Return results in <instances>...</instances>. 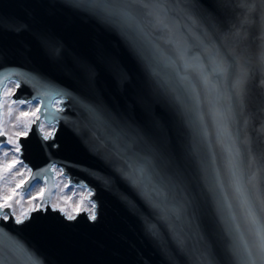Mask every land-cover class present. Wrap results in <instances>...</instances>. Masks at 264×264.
I'll list each match as a JSON object with an SVG mask.
<instances>
[{
    "label": "water",
    "instance_id": "water-1",
    "mask_svg": "<svg viewBox=\"0 0 264 264\" xmlns=\"http://www.w3.org/2000/svg\"><path fill=\"white\" fill-rule=\"evenodd\" d=\"M215 2L222 5L214 13L220 31H235L242 9L234 5L240 0ZM248 2L255 3L256 10L251 23L240 29L243 38L230 39L227 50L221 49L229 65L227 74L211 94L197 89L202 115V127L197 129L195 123L182 121L169 103L164 81L170 80L171 69L161 66L154 77L115 28L73 7L72 0H0V70L35 74L67 93L56 135L58 147L45 148L32 125L27 137H20V157L33 173L52 163L63 166L74 184L82 182L94 190L97 205L94 221L87 213L70 221L49 205L32 211L22 225L11 218L0 221V228L35 252L38 264H187L165 225L124 179L118 165L78 133L89 124L88 106L101 107L118 129L146 134L147 143L137 145L141 154L151 156L157 150L162 174L178 182L182 196L191 201L193 225L183 236L195 243L194 233L199 231L216 264H232L222 241L217 202L208 193L201 167L219 173L224 193L235 206L226 149L235 142L245 173L246 150L264 158V21L260 0ZM33 95V84L22 81L14 97ZM225 126L231 138L223 132ZM99 131L107 135L103 128ZM198 132L202 144L194 157L190 145ZM54 183L49 179L48 187ZM258 189L264 197V180ZM149 224L160 233L159 240L148 230Z\"/></svg>",
    "mask_w": 264,
    "mask_h": 264
},
{
    "label": "snow or ice",
    "instance_id": "snow-or-ice-1",
    "mask_svg": "<svg viewBox=\"0 0 264 264\" xmlns=\"http://www.w3.org/2000/svg\"><path fill=\"white\" fill-rule=\"evenodd\" d=\"M72 6L115 28L154 77L159 76L161 66L171 69L170 80L164 81L169 103L182 121L190 125L195 123L197 129L202 127L197 89L202 88L208 94L218 89L229 67L221 49L227 50L226 42L230 39L243 38L240 29L251 23V13L256 10L255 3L240 0L234 5L242 9L239 25H233L235 31L230 29L223 33L214 14L222 5L215 0H203V3L194 0H72ZM260 11L264 21V0H260ZM22 81L31 82L36 95L31 99H10ZM65 95L63 90L35 74L18 69L0 70V137H4L0 140V160L3 161L0 163V221L7 222L11 218L15 224L22 225L31 219L32 211L44 205L61 212L70 221L81 213L96 220L93 189L82 182L74 184L71 179L64 182V167L57 168L56 163L33 173L20 159V137H27L32 125H36L41 139L46 142L45 148L58 147L56 135L63 119L60 113L64 111ZM20 106L25 108L21 110ZM88 111L89 124L80 127L78 133L89 138L95 151L104 153L118 165L124 179L165 225L179 255L187 264H216L202 233H194L195 243L183 236L193 225L194 217L190 218L189 213L191 201L182 196L178 182L162 174L157 150L153 149L151 156L141 154L137 145L147 143L146 134L141 130L118 129L113 126L110 115L99 106H88ZM13 112L19 115L12 127L19 126L23 130L10 135L6 125L11 123ZM101 128L107 135L100 134ZM223 132L231 138L226 126ZM201 144L198 132L190 145L194 157L200 152ZM234 145L233 141V146L226 150L235 206L224 193L219 173L203 165L201 172L207 181L208 193L216 199L222 241L232 264H264V197L258 194V184L264 180V158L246 150L248 171L245 173L240 167V149ZM41 179L44 186L34 194L33 189ZM49 179L56 180L51 188L48 187ZM69 187L71 192H66ZM178 195L181 196L179 203ZM53 196L65 205L74 199L75 203L67 210L54 203ZM37 200L39 202H35ZM24 203L30 205L27 210L23 209ZM234 208L239 210V216ZM148 230L159 240L160 233L154 225L149 224ZM0 264H38V257L22 240L0 228Z\"/></svg>",
    "mask_w": 264,
    "mask_h": 264
},
{
    "label": "rangeland",
    "instance_id": "rangeland-1",
    "mask_svg": "<svg viewBox=\"0 0 264 264\" xmlns=\"http://www.w3.org/2000/svg\"><path fill=\"white\" fill-rule=\"evenodd\" d=\"M11 87V86H10ZM10 99H12V100H17V99H14V96H12ZM34 106H35V102H34ZM7 107H8V105L6 104L5 105V108H4V112H5V116H6V118H7ZM13 107H15V105H13ZM20 108H21V110H23L24 108H25V106H20ZM17 115H19V113L18 112H13L12 113V117H11V123H9V124H7L6 125V130L9 132V134L11 135V134H13V133H15V132H17V131H22L23 129H22V127H15V128H13L12 127V124H14V123H16V121H15V117L17 116ZM20 159H21V157H20ZM22 160V159H21ZM23 161V160H22ZM0 163H3V161L2 160H0ZM24 163V162H23ZM25 164V163H24ZM17 167H19V166H17ZM28 167L30 168V166L28 165ZM14 171H15V169H14ZM25 175H27V173H25ZM23 177H17L16 179H22ZM57 179H62V178H57ZM67 177L64 179V182H67ZM55 182H56V180H55ZM33 183H35V181L33 182ZM11 186H13L14 187V183L11 185ZM42 186H44V181H40V183L39 184H37L36 185V187L33 189V193L35 194L36 192H38L39 191V188L40 187H42ZM61 187H63V184H61ZM71 187H69L67 190H66V192H71ZM53 192H55V190L53 191ZM35 202H39L38 200L37 201H35ZM53 202L54 203H59V206L60 207H66L67 208V210H71V207H72V205L75 203V199L71 202V203H69L68 205H65V202L64 201H62V200H58L55 196H53ZM29 204L28 203H24L23 204V209L24 210H27L28 208H29ZM18 211H19V209H18Z\"/></svg>",
    "mask_w": 264,
    "mask_h": 264
},
{
    "label": "bare ground",
    "instance_id": "bare-ground-1",
    "mask_svg": "<svg viewBox=\"0 0 264 264\" xmlns=\"http://www.w3.org/2000/svg\"><path fill=\"white\" fill-rule=\"evenodd\" d=\"M11 87H14V86H12V85H10ZM57 168H60V167H57Z\"/></svg>",
    "mask_w": 264,
    "mask_h": 264
}]
</instances>
